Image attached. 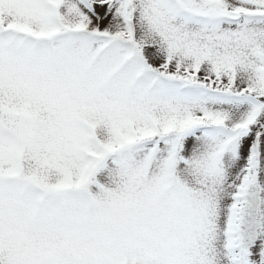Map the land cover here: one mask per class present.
I'll return each mask as SVG.
<instances>
[{
    "label": "snow or ice",
    "instance_id": "snow-or-ice-1",
    "mask_svg": "<svg viewBox=\"0 0 264 264\" xmlns=\"http://www.w3.org/2000/svg\"><path fill=\"white\" fill-rule=\"evenodd\" d=\"M0 264H264V0H0Z\"/></svg>",
    "mask_w": 264,
    "mask_h": 264
}]
</instances>
